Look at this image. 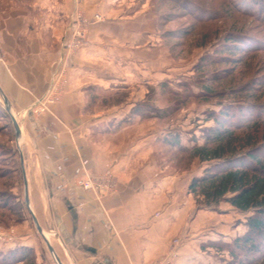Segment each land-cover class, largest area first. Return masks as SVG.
Segmentation results:
<instances>
[{
    "label": "crops",
    "instance_id": "1",
    "mask_svg": "<svg viewBox=\"0 0 264 264\" xmlns=\"http://www.w3.org/2000/svg\"><path fill=\"white\" fill-rule=\"evenodd\" d=\"M154 2L0 0V87L22 131L24 194L25 176L60 264H213L202 233L231 238L229 223L188 193L191 171L167 160L164 138L175 125L144 115L150 88L190 73L170 55L162 69ZM56 74L66 80L60 101L34 113ZM85 174L116 188L99 196L78 184ZM17 230L15 245L40 256L31 223Z\"/></svg>",
    "mask_w": 264,
    "mask_h": 264
},
{
    "label": "trees",
    "instance_id": "2",
    "mask_svg": "<svg viewBox=\"0 0 264 264\" xmlns=\"http://www.w3.org/2000/svg\"><path fill=\"white\" fill-rule=\"evenodd\" d=\"M241 1L246 6L239 7L240 11L264 22V0ZM252 9H255L256 13H253ZM211 19L208 17V20ZM165 21L166 15H159V32ZM163 36L166 35L163 33ZM225 41L234 46V50L248 43L250 37L246 33L233 32L229 33ZM257 51H264V46L250 53ZM220 56H209L196 63L195 72L199 71L202 74L200 77L196 75L190 77L191 81L180 82L181 91L174 90L169 82L162 83L160 87L169 98L164 109L157 108L150 102L151 93L155 90L151 89L148 101L144 104V109L147 110L144 115L167 121L179 115L184 108H188L189 104L186 103L191 99L203 104L214 100L218 102L220 110L208 112L207 118L214 120L215 126L204 129L202 135L204 143L187 147L181 144L180 134L166 136L164 138L166 157L175 151L183 157L192 156L203 163H210L201 176L192 178L188 187L189 194L194 196L197 204L201 206L199 208L213 207L220 202H226L235 210L247 214L246 231L242 235L236 236L230 242L212 244L219 250H227L231 255L232 259L224 264H264V93H261L264 92L262 89L264 83H251L250 94L241 86L226 89L225 86H221L222 89H217L215 83H224V80L230 77L229 74L224 73L222 76L215 71L209 74V67L219 63V59L225 58L224 55ZM246 94L248 96L243 97ZM8 154L9 158L18 156L15 149ZM6 158L2 160L5 161ZM167 158L169 163H175L174 157ZM11 161L13 165H7L8 171H3L0 175L4 180L1 191L6 189L14 191L21 181L19 166L14 165L13 159ZM178 166L180 165L174 164L176 169L185 170L177 168ZM2 199L0 222L7 220L22 223L25 205L21 198L10 193ZM34 251L27 247L11 249L7 254H0V259L3 263L13 262L12 260L24 263L36 259Z\"/></svg>",
    "mask_w": 264,
    "mask_h": 264
},
{
    "label": "rangeland",
    "instance_id": "3",
    "mask_svg": "<svg viewBox=\"0 0 264 264\" xmlns=\"http://www.w3.org/2000/svg\"><path fill=\"white\" fill-rule=\"evenodd\" d=\"M245 6L246 5L241 0H155L154 9L158 13V16L166 15V21L160 28L159 32L161 36V44L165 47L166 54H159L158 59L162 60L165 58V60H167V65L162 69L166 72L169 69L168 67H171L168 63L170 55L173 60L180 63L177 65L182 67V69L189 68L190 70V73H187L186 75L181 73V75L179 74L176 76L173 82L174 90L181 91L182 88L179 87L180 82L186 80L189 81V78H193V76L200 77L202 73L199 71L195 72V64L200 62V60L213 55H217L218 57L224 55L225 58L219 59V63L209 67V74L212 71H215L222 76L224 73L230 75L228 80H224V83L214 84L217 86V89H222L223 87L221 86H225V89L231 86L235 88L241 86L250 94L251 83H264V51L250 53V51H253L260 46H264V22L257 20L248 13L240 11L239 7L243 8ZM252 12L256 13V10L252 9ZM79 15L82 16L80 13L77 14V20ZM98 15L99 14L95 16L96 20H99L97 18ZM99 16L101 17V15ZM208 17L209 19L210 17L212 19L208 20ZM202 19L207 20L204 22L197 21ZM233 32L249 34L250 41L242 44L239 49L233 50L234 46L227 44L225 41V38L229 33ZM163 33L166 35L165 37H162ZM228 48H230V50ZM244 50L247 52L244 53ZM262 89L264 90V84ZM244 96L247 97L248 94L243 95V97ZM151 97L152 99L150 102L157 106V108L164 109L168 105L169 98L166 97V94L160 87L155 88L154 92L151 93ZM2 101L3 100L0 97V175L3 171H8L6 168L7 165H13V162L11 161L12 159L15 166H19V159H21L16 127L5 107H3ZM186 104H189L188 108H184L179 115L168 119L167 121L159 122V120H155L154 122L156 125H169L173 123L175 128L173 127L172 130L167 129V136L178 133L180 134L181 144L187 147H192L196 143H204L202 136L204 129L206 130L209 127L215 126V121L207 118L208 112H218L220 106L215 100L203 104L201 102L196 103L194 99H191L190 101H187ZM13 149L18 152V156L16 158H9L10 156L8 153ZM171 153L167 154V157H174V164L180 165L177 168L181 167L182 169H185L182 172L191 171L193 178L196 175L201 176L204 170L210 165V163H203L198 158L192 156L183 157L175 151H172ZM4 157H7L5 161L2 160ZM170 164L174 166V164ZM3 182L4 180L0 178V204L3 202V196L14 193V196L20 197L25 205L26 201L23 180L21 179L16 187L18 189L15 188L14 191L11 189L1 191V189H3L1 185ZM8 182L9 181H7V183ZM192 197L198 208L201 207L197 204L194 196ZM199 209H204L217 215H221V217H223L222 219L225 220V223H229V226H226V228H229L230 230V239L221 238L220 240H212L216 238L218 239L221 236L224 237V234H218L220 233L218 230H207L202 233V235L207 237L209 246L211 245L208 253L213 257V264H224L226 261L232 259L231 255L227 250H219L212 246V244L221 241L230 242L236 237H232L233 235H238L239 233L242 235L246 231L245 216L247 214L245 215L244 213L235 210L226 202H220L213 207H203ZM22 217L24 218V221L20 224L7 220H2L0 222V230L6 232L14 231L13 233L15 236L13 239H6L5 242L0 240V254H7L11 249L18 250L19 248L23 249L24 247L34 249L29 246L15 245L18 241L17 228L28 220L31 223L32 232L35 233L39 240L41 257L37 255L36 250L34 249L36 254L35 260L33 259L31 261L30 259L24 263H17L12 260L13 262L3 263L2 259H0V264H58L49 250L43 236L39 233L33 220L31 210L26 205Z\"/></svg>",
    "mask_w": 264,
    "mask_h": 264
},
{
    "label": "built area",
    "instance_id": "4",
    "mask_svg": "<svg viewBox=\"0 0 264 264\" xmlns=\"http://www.w3.org/2000/svg\"><path fill=\"white\" fill-rule=\"evenodd\" d=\"M78 20L83 23V17L78 16ZM97 18L100 20V16ZM82 30L76 32V36L82 35ZM63 74H56L53 77V81L48 93L42 97L32 108L33 112L36 114H41L47 112L49 110V105L52 103H57L61 99V95L63 92V85L66 83V80L63 78ZM78 184L84 187L87 190L94 191L97 195H106L115 190V184L111 182L108 176L105 179H101L99 177H94L92 175L85 174L84 177L78 180ZM14 231L6 232L4 230H0V240L6 241V239H13ZM180 240L176 239L174 241L175 245H178Z\"/></svg>",
    "mask_w": 264,
    "mask_h": 264
},
{
    "label": "water",
    "instance_id": "5",
    "mask_svg": "<svg viewBox=\"0 0 264 264\" xmlns=\"http://www.w3.org/2000/svg\"><path fill=\"white\" fill-rule=\"evenodd\" d=\"M0 97L2 98V103H3V106L5 107L6 111L8 112L9 116L12 118L13 122H14V125L16 127V133H17V136L18 138L21 136L22 134V131H21V127L19 125V122L15 116V114H13L12 112H10L7 107H6V102H5V96H4V92L3 90L1 89L0 87ZM25 175V174H24ZM24 181H25V186H26V193H25V201H26V205L29 207V209L31 210L32 212V216H33V220L38 228V231L39 233L43 236L49 250L51 251L53 257L55 258V260L58 262H61V259L60 257L57 255L53 245L51 244V242L47 239V237H45V234H44V230L43 228L41 227L37 217L35 216L34 212L32 211L31 209V205H30V200H29V193H28V182H27V178L24 176Z\"/></svg>",
    "mask_w": 264,
    "mask_h": 264
},
{
    "label": "bare ground",
    "instance_id": "6",
    "mask_svg": "<svg viewBox=\"0 0 264 264\" xmlns=\"http://www.w3.org/2000/svg\"><path fill=\"white\" fill-rule=\"evenodd\" d=\"M45 237H46V236H45ZM57 263H58V264H60V262H59V261H58Z\"/></svg>",
    "mask_w": 264,
    "mask_h": 264
}]
</instances>
